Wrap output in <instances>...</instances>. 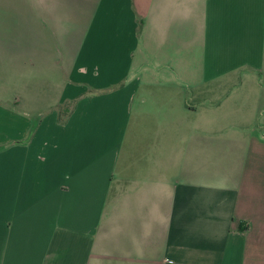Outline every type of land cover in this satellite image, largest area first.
<instances>
[{
	"label": "crops",
	"instance_id": "crops-1",
	"mask_svg": "<svg viewBox=\"0 0 264 264\" xmlns=\"http://www.w3.org/2000/svg\"><path fill=\"white\" fill-rule=\"evenodd\" d=\"M0 264H264V0H0Z\"/></svg>",
	"mask_w": 264,
	"mask_h": 264
},
{
	"label": "rangeland",
	"instance_id": "rangeland-1",
	"mask_svg": "<svg viewBox=\"0 0 264 264\" xmlns=\"http://www.w3.org/2000/svg\"><path fill=\"white\" fill-rule=\"evenodd\" d=\"M238 80H239V82H241V79H238ZM252 81H254L252 78H249V79L247 78V79H245V83L244 84H240L239 86L240 87H257L256 83H253ZM232 86H233V83H230L229 85H227V87L226 86L222 87L220 93L219 92L216 93L215 97H218L217 100L222 98V96L225 94V92L227 90H230V88H233Z\"/></svg>",
	"mask_w": 264,
	"mask_h": 264
}]
</instances>
